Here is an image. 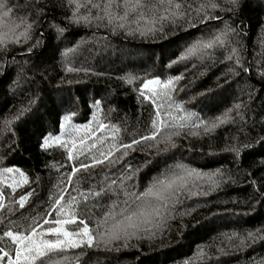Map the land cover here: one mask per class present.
I'll return each instance as SVG.
<instances>
[{
    "label": "trees",
    "instance_id": "1",
    "mask_svg": "<svg viewBox=\"0 0 264 264\" xmlns=\"http://www.w3.org/2000/svg\"><path fill=\"white\" fill-rule=\"evenodd\" d=\"M3 4L0 248L9 258L15 245L4 232L68 219L54 202L63 197L59 207H66L75 197L95 245L54 254L52 264H264V0H111L107 9L109 0ZM217 36L222 46L173 63ZM176 76L182 79L163 95ZM149 80L161 84L144 90ZM154 120L174 126L141 140ZM101 152L112 156L69 183L73 168L103 159ZM158 181H175L166 201L150 197L142 206L127 195Z\"/></svg>",
    "mask_w": 264,
    "mask_h": 264
},
{
    "label": "snow or ice",
    "instance_id": "2",
    "mask_svg": "<svg viewBox=\"0 0 264 264\" xmlns=\"http://www.w3.org/2000/svg\"><path fill=\"white\" fill-rule=\"evenodd\" d=\"M72 2V0H70ZM128 0H125V3H127ZM228 2L232 5L238 6V0H228ZM169 3H171V0H169ZM141 4V0H136V6H139ZM81 5L77 4V9ZM94 7H98L97 5H93ZM111 6V0H109V4H107L105 7L106 9ZM3 0H0V8H3ZM177 9L180 8V5H175ZM203 7V6H202ZM212 8H216L217 5L215 3L211 4ZM4 15L7 16L8 12L5 11ZM183 15L180 12H174L172 13V16H180ZM165 19L167 17H164ZM216 18V17H213ZM80 19L87 20L88 17H77V22H79ZM231 30V29H229ZM220 44L223 45V40H221L220 36H217L214 41H209L207 43H197L193 47L189 48L183 55H181L178 60L173 61V63H177L180 60L188 59L190 56L194 55L195 53L201 51V49H207L214 46V44ZM233 54H235L236 50H232ZM229 60L233 59V56L230 55L228 57ZM238 61V57H237ZM73 69H69V71H72ZM180 79H182L181 76H176L174 79H169L167 82H165L162 87L164 89L163 95H167L169 91H171L174 88V85L176 82H178ZM161 82L159 80H149L146 81L143 84V89H147L148 91H152V89L149 87V85H160ZM161 93L153 92V97L160 95ZM141 96L144 97V99L148 100L150 97L145 94L144 91H141ZM99 104V102H96ZM179 107V106H178ZM239 107V105H237ZM159 112L157 113V116H159ZM192 113L186 114V116L181 117V121L191 119ZM69 118L66 116L65 120L67 121ZM219 123H224V119L218 118ZM8 123H11V121H8ZM174 125L165 124L162 120H154L152 122L153 132L149 136L141 137V140H149V139H156L157 136L161 133L162 127H172ZM185 125L184 123H181L179 127L183 128ZM217 126L216 123H212L211 127L215 128ZM207 128V126H206ZM178 134V133H177ZM56 142L59 143V137H56ZM51 138L45 139L43 144L41 145L42 148H48L50 146ZM133 144L140 143V141L133 140ZM174 146V145H173ZM125 148H131L132 145H124ZM101 157L103 159H94L93 163L91 165L89 164H83L81 163L78 168H73L72 173L69 176V183L72 182L73 176H75L78 172L81 170L87 171L91 167H95L98 164H103L106 160L109 159V157L112 156V152H108L107 154L101 152ZM68 158L71 160L73 159V153L71 150H69V156ZM7 172H12L13 169L8 168L6 170ZM193 173L189 172L188 175H192ZM21 176H23V173H20ZM131 179V177H129ZM24 183H27V178H24ZM113 184L115 181L112 182ZM175 181L165 183L164 181H158L157 184H154L153 186L148 187L145 191L141 193H128L130 197L134 198L135 201H139L141 205L143 206L145 200L147 198H154L158 201H166L167 196L165 195L166 192H168L169 189L173 187V184ZM104 189H101V192H103ZM95 195H99L100 193H94ZM61 197L60 199H57L54 204L57 206L55 208V211L59 216L68 215V219H61L57 218L53 221H50L48 219L43 220V224H35L33 226H30V230L27 233L24 232H13L11 230L6 231L3 233L4 237L11 238L13 244L15 245V258L11 259L9 258V253L7 251H4L3 248H0V260H7V264H52L53 256L57 253H62L69 249H79L83 247L91 248L95 245L96 235L92 232V230L89 228L88 223L85 221V219L79 218L78 214L75 211L74 205L78 204V201H76V198L73 197L72 200L67 204L66 207H59L61 205ZM28 200V195H22L19 198V206L23 208L25 206V203ZM86 200L85 197V207H86ZM4 205L2 202H0V208H3ZM160 209L153 208L152 214L159 215ZM133 215H136L135 213ZM141 216L148 215L145 212L140 213ZM132 216L127 217L129 221L132 220ZM79 224L82 225V227H79L75 230H69L66 226L69 224ZM48 224H55V227H48L47 229H44L43 225ZM134 227L135 225H129ZM40 229V231H37V229ZM45 236H54L55 239H46ZM112 239H119L118 235H113L111 237Z\"/></svg>",
    "mask_w": 264,
    "mask_h": 264
},
{
    "label": "rangeland",
    "instance_id": "3",
    "mask_svg": "<svg viewBox=\"0 0 264 264\" xmlns=\"http://www.w3.org/2000/svg\"><path fill=\"white\" fill-rule=\"evenodd\" d=\"M149 87L151 89H154L156 87V85H149ZM144 90H147V89H144ZM15 179L14 177H8V179L6 180V183L11 186V187H14L15 186ZM54 237V236H53ZM55 238V237H54Z\"/></svg>",
    "mask_w": 264,
    "mask_h": 264
}]
</instances>
